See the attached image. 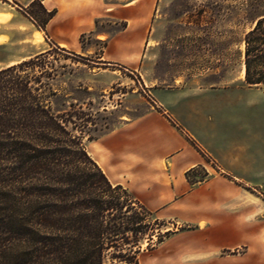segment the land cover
<instances>
[{
    "label": "rangeland",
    "instance_id": "374dc122",
    "mask_svg": "<svg viewBox=\"0 0 264 264\" xmlns=\"http://www.w3.org/2000/svg\"><path fill=\"white\" fill-rule=\"evenodd\" d=\"M14 2L23 7L24 12L19 11L39 32L32 43H21V38L13 35L20 33L10 24L12 17H1L0 35L5 36L0 38L2 67L30 60L37 55L22 58L34 51H41L38 55L51 51L42 64L58 75L52 81L60 93L54 107L62 109L69 100L77 113H85L74 121L85 124L84 142L92 158L102 166V157L107 175L125 182L126 187L121 186L136 201L156 186L149 197L161 208L151 211L145 206L151 212L152 239L142 244L139 264H264V89L249 88L242 78L245 37L264 16V0H56L63 8L54 22L48 27L50 21L44 24L45 34L30 16L45 22L41 5L33 2L25 8L29 0ZM6 3L0 0V6L10 8ZM91 23L93 31L85 32ZM56 45L76 56L66 58ZM104 57L113 59L114 65L101 63ZM67 69L71 73L61 75ZM187 84L218 89L190 99H205L218 106L196 118L193 126L197 133H193L217 153H231L227 159L235 161V175L243 179H234L239 192L243 191L254 207L253 215L231 221L239 226V234L228 238V247L221 244L219 235L183 220L181 209L167 208L166 189L155 194L157 186L169 187L173 180L165 162L152 163L144 173L135 161L126 163L125 155L115 159V153L105 147L110 138L132 131L133 127L127 129L128 123L135 122V128L145 114L161 110L157 94L176 99ZM166 124L155 122L168 133ZM155 145L156 141L149 140L146 146L152 149ZM203 168L178 182L193 185L219 176L211 160L207 159ZM207 173V179L199 182ZM218 178L227 182L228 176ZM132 206L127 216L135 217L141 210Z\"/></svg>",
    "mask_w": 264,
    "mask_h": 264
},
{
    "label": "trees",
    "instance_id": "16d2710c",
    "mask_svg": "<svg viewBox=\"0 0 264 264\" xmlns=\"http://www.w3.org/2000/svg\"><path fill=\"white\" fill-rule=\"evenodd\" d=\"M36 2L46 21L30 16L46 31L55 13ZM245 45V85L264 89V16ZM50 53L0 69V264H139L151 212L92 158L85 124L74 121L85 113L69 100L54 107L58 75L42 64ZM132 205L141 210L135 217L127 216Z\"/></svg>",
    "mask_w": 264,
    "mask_h": 264
},
{
    "label": "crops",
    "instance_id": "0c3cea01",
    "mask_svg": "<svg viewBox=\"0 0 264 264\" xmlns=\"http://www.w3.org/2000/svg\"><path fill=\"white\" fill-rule=\"evenodd\" d=\"M7 1L9 3H6V5L10 8L0 6V18L10 15L12 17L10 24L20 33L17 34L15 32L13 34L14 37L19 36L21 43H32L35 33L39 32L38 28L19 11L22 10L24 12L23 7L16 4L14 0ZM41 1L47 11H56L55 16L47 25L48 27L56 20L60 14V8L63 7L62 5L56 4V0ZM33 2L34 0H29L27 5L23 6L27 8ZM129 27L130 24H128L127 29ZM86 31H93V23L90 24L89 29ZM41 32L45 34L44 31ZM3 37L5 36L0 35V38ZM6 42V44H9L8 40ZM39 53L41 51H34L28 57L22 58V60L34 57ZM103 60L108 62L105 65H114L111 64L114 61L113 59H106L104 57ZM0 65V69L4 67H2L1 63ZM208 90L209 92L212 91V93H215L218 89H207L200 85L187 84L185 88L178 91L181 92V95L176 97V99L175 96H159L157 94V104L161 110H155V112L145 114L140 125L135 128V122L128 123L127 129L133 127L131 129L132 131H127L125 135H117L110 138L105 147L113 154L115 153V159L125 155L128 159L126 163H133L131 160L135 161L134 164L139 166L138 170L144 173H147V167L152 163L157 161L165 162L167 174L173 180L169 187L163 188L157 186V190L154 191L155 194H160L161 191L166 189L167 208L173 207L174 209H181L183 220L197 223L198 230H205L206 233L219 235L223 239L220 241L221 244L228 247L231 244L228 238L239 234V226H234L231 221L243 220L248 215H253L254 207L252 202L245 196V193L241 190L239 192L238 188L240 186H237L235 180L242 181L243 179L235 175V161H228L232 156L231 153L230 155L217 153L212 148L210 149L209 146H205L193 133V130H196L197 133V129L193 126L196 118L199 120L203 116L202 112L205 110L218 108L217 103L209 102L205 99L203 101L190 100L206 94ZM160 121L162 124L167 123L166 125L168 127H165L168 133H165L163 128L155 125V122ZM121 139H124L125 142L124 150H121V141H123ZM149 140L156 141V145L152 149H148L149 147L146 146ZM138 141L141 142L140 145L137 143ZM207 159L211 160L218 168V175L220 177L221 175L223 178L228 176V179H226L227 182L221 181L218 178L219 176L211 177V179L205 182L194 185L178 182L182 177L186 178L185 176L190 170L198 166L206 167ZM100 160H102V166L95 161L107 175L104 159L100 157ZM107 177L111 183H113L112 181H116V185L126 187L125 182L109 177L108 175ZM126 184L129 183L126 181ZM155 187L148 188V192L142 193L138 198L151 211L161 208L156 206V202L152 197H149V193ZM202 221L205 223L204 227H201ZM240 232L243 231L240 230ZM235 246L237 247V245Z\"/></svg>",
    "mask_w": 264,
    "mask_h": 264
},
{
    "label": "bare ground",
    "instance_id": "6f19581e",
    "mask_svg": "<svg viewBox=\"0 0 264 264\" xmlns=\"http://www.w3.org/2000/svg\"><path fill=\"white\" fill-rule=\"evenodd\" d=\"M242 73H243L242 78L245 79V73H246V67H245V64H244V67H243V71H242Z\"/></svg>",
    "mask_w": 264,
    "mask_h": 264
}]
</instances>
